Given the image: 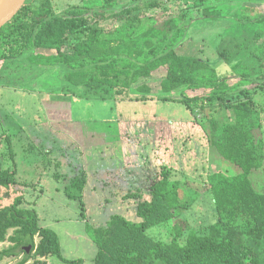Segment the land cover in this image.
Masks as SVG:
<instances>
[{"label":"trees","instance_id":"1","mask_svg":"<svg viewBox=\"0 0 264 264\" xmlns=\"http://www.w3.org/2000/svg\"><path fill=\"white\" fill-rule=\"evenodd\" d=\"M167 1L98 0V5L82 3L56 12L51 0H38L0 27V62L63 69L73 86L84 85L115 99L125 97L114 95L127 93L146 100L151 97L143 92L147 86L140 81L158 70L153 67L162 58V88L183 90L178 97L157 98L177 100L191 112L197 105L226 112L221 120H207L215 160L230 165L204 179L214 204V220L198 230L188 229L184 237L177 217L196 204L200 191L190 187L186 192L185 183L172 180L171 168L161 165L149 186L150 198L137 204L139 222L113 214L105 223L89 228L97 246L94 264H264V175L261 183L255 179L258 172L264 173V142L256 131L262 127L261 111L252 99L254 92H264V12L252 17L243 5L264 0H196L193 7L197 10L186 5L169 12L164 11ZM158 8L168 16L165 23L174 21L172 15L177 14L184 25L200 20L213 27L234 26L241 36L233 31L218 49L224 57L236 53L227 65L229 70L218 73L200 59L166 56L171 53L165 52L167 44L162 47L153 38L154 34L161 41L167 38L153 12ZM105 21L111 23L104 25ZM144 21L151 24L141 28ZM176 29V33L183 32L182 27ZM142 37L145 47L140 50ZM146 48L151 57L140 59ZM148 63L155 65L144 70ZM15 176V168H4L0 160V243H10L0 249V260L22 252L18 264H49V256L82 264L62 256L58 235L39 225L35 209L23 207L21 195L1 203L2 198L10 197L12 187L18 191ZM85 184L86 175L81 174L64 188L66 196L79 200L82 209ZM134 196H140L139 192H128L123 198ZM170 220L175 221L170 241L149 234V228Z\"/></svg>","mask_w":264,"mask_h":264},{"label":"rangeland","instance_id":"2","mask_svg":"<svg viewBox=\"0 0 264 264\" xmlns=\"http://www.w3.org/2000/svg\"><path fill=\"white\" fill-rule=\"evenodd\" d=\"M195 1L168 0L164 11H179L186 5L197 10L193 7ZM51 2L56 12L83 2L98 5V0ZM243 5L252 17L264 12V2L249 1ZM160 11L158 8L153 12L167 38L161 41L155 34L153 38L159 45L163 43L162 47L167 44L165 52L171 50V53L166 56L200 59L218 73L229 70L227 65L236 53L224 57L219 55L218 49L234 34V26L213 27L200 20L184 25L177 14L174 17L170 14L174 21L165 23L168 16ZM109 22L105 21L104 25ZM144 22L141 28L151 24ZM176 27H182L183 32L176 33ZM236 35L241 36V33L236 31ZM143 38L140 50L145 47ZM63 50L72 52L69 47ZM45 52L55 53L54 50ZM150 54L146 48L140 59L151 57ZM161 59L156 61V66L148 63L144 69H158L150 78L140 81L147 86L143 92L151 97L146 100L127 93L114 95L125 97L115 99L84 85L73 86L65 78L63 69L42 70L0 62V160L4 168H15L18 190L12 187L10 197L2 198L1 203L8 204L21 195L23 207L35 209L39 225L58 235L61 254L66 259L94 264L97 246L89 228L105 223L111 215L119 214L139 222L137 204L150 198L149 186L161 165L171 168L172 180L185 183L186 192L190 187L200 191L196 204L177 217L185 230L184 237L188 229L198 230L214 217L213 200L204 179L208 173L230 165L215 160L217 156L209 145L207 120H221L226 112L221 114L216 106L202 109L197 105L193 113L177 100L157 98L178 97L183 90L162 88ZM130 91L135 89L130 88ZM252 96L255 107L261 111L262 127L256 130L257 135L263 137L264 142V92L256 91ZM81 174L86 175L83 209L79 200L68 198L64 192L70 179ZM263 175V171L255 175L257 183H261ZM136 191L140 196L123 198L126 193ZM174 222L153 226L148 232L154 238L170 241L175 234ZM9 246V242L0 243V249ZM23 256L21 252L5 257L0 264H18ZM48 261L49 264H69L57 256H49Z\"/></svg>","mask_w":264,"mask_h":264},{"label":"water","instance_id":"3","mask_svg":"<svg viewBox=\"0 0 264 264\" xmlns=\"http://www.w3.org/2000/svg\"><path fill=\"white\" fill-rule=\"evenodd\" d=\"M38 0H0V27ZM29 251V247L26 248Z\"/></svg>","mask_w":264,"mask_h":264},{"label":"flooded vegetation","instance_id":"4","mask_svg":"<svg viewBox=\"0 0 264 264\" xmlns=\"http://www.w3.org/2000/svg\"><path fill=\"white\" fill-rule=\"evenodd\" d=\"M83 3H86V2H83ZM89 4V3H88ZM68 7V6H67ZM96 7V6H95Z\"/></svg>","mask_w":264,"mask_h":264}]
</instances>
